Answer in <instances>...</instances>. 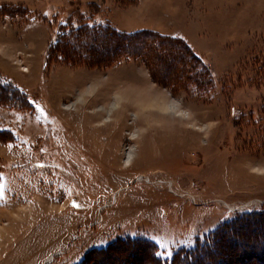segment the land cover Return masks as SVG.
I'll return each mask as SVG.
<instances>
[{
  "label": "rangeland",
  "instance_id": "rangeland-1",
  "mask_svg": "<svg viewBox=\"0 0 264 264\" xmlns=\"http://www.w3.org/2000/svg\"><path fill=\"white\" fill-rule=\"evenodd\" d=\"M262 214L264 0H0V264H264Z\"/></svg>",
  "mask_w": 264,
  "mask_h": 264
},
{
  "label": "trees",
  "instance_id": "trees-1",
  "mask_svg": "<svg viewBox=\"0 0 264 264\" xmlns=\"http://www.w3.org/2000/svg\"><path fill=\"white\" fill-rule=\"evenodd\" d=\"M261 216H263V218H264V214H262ZM240 217H243L242 215L240 216ZM254 217V215H252V217H250V219H252ZM241 219V218H240ZM246 221V220H248V219H245V217H243V221ZM241 224L242 223V221L240 222V220L239 221H237V222H235L234 224L235 225H239V224ZM235 225H233V227L235 226ZM231 227V226H230ZM229 228V226H226V227H223L222 229H220L219 231H217L216 232V234L217 233H221V232H224L225 230H227ZM204 246V245H203ZM202 246V247H203ZM215 247V246H214ZM217 249L215 248V249H211V250H209V249H207V247H205L204 249H201V247H199L198 249H197V251H193V253H190L188 256H187V258L186 259H190L192 262H195L197 259H199V261H197L196 263H194V264H205L204 262H206L205 260L206 259H208V258H211L210 256H212L214 253H215V251H216ZM185 253V252H184ZM199 253H202L201 255H202V258H204V259H201L200 258V256H199ZM182 255H184L183 253H181ZM206 255V256H205ZM180 256V255H179ZM179 256H177V258L179 257ZM262 257H263V260H264V254L262 255ZM176 258V259H177ZM183 258H184V256H183ZM175 259V260H176ZM201 260L203 261V263H201ZM220 262V261H219ZM221 263L222 264H224V261H221Z\"/></svg>",
  "mask_w": 264,
  "mask_h": 264
},
{
  "label": "bare ground",
  "instance_id": "bare-ground-1",
  "mask_svg": "<svg viewBox=\"0 0 264 264\" xmlns=\"http://www.w3.org/2000/svg\"><path fill=\"white\" fill-rule=\"evenodd\" d=\"M72 104H73L72 106H75V105H76V103H72ZM173 104H174V103H173ZM173 104H172V108H174V109L177 108V105H176V104L173 105ZM166 106H167V105H166ZM132 152H133V150H132V149H129V152H128V161H129V160L132 158V156H133V155H132ZM54 255H55L54 253L50 254V256H49V258H48L47 261H48V262L51 261V260L53 259Z\"/></svg>",
  "mask_w": 264,
  "mask_h": 264
},
{
  "label": "snow or ice",
  "instance_id": "snow-or-ice-1",
  "mask_svg": "<svg viewBox=\"0 0 264 264\" xmlns=\"http://www.w3.org/2000/svg\"><path fill=\"white\" fill-rule=\"evenodd\" d=\"M78 206V205H77ZM158 255H166L168 257L171 256V253L170 252H166V253H157Z\"/></svg>",
  "mask_w": 264,
  "mask_h": 264
}]
</instances>
